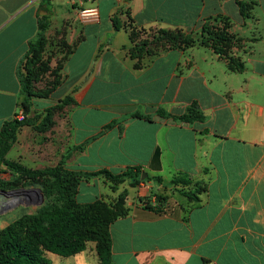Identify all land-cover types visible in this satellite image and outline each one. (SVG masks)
<instances>
[{"label":"crops","instance_id":"1","mask_svg":"<svg viewBox=\"0 0 264 264\" xmlns=\"http://www.w3.org/2000/svg\"><path fill=\"white\" fill-rule=\"evenodd\" d=\"M239 2L251 5L249 13H242ZM65 3L58 21L51 1V28L71 19L70 42L76 48L53 97L72 96L75 133L79 108L109 115L98 133L76 141L90 142L77 167L113 173L139 167L150 178L134 188L149 205L129 202L130 212L111 225L113 263L264 264V0H83L84 6L99 8L100 21L92 24L78 23L75 0ZM41 4L0 0V132L19 113L18 67L38 32V15L46 14ZM123 7L133 24L148 32L193 31L208 19H227L230 32L250 44L234 53L244 70H230L206 47L170 50L136 69L129 33L113 25V15ZM121 22L128 23L127 15ZM194 103L203 122L177 123L158 114L181 116ZM136 112L152 121L130 118ZM67 119L69 147L62 156L71 145V113ZM107 125L112 127L104 131ZM96 150L99 160L106 154L108 161L91 160ZM180 176L205 190L195 200L181 195L169 184ZM158 196L166 200V211ZM47 257L52 264L100 263L92 242L75 256Z\"/></svg>","mask_w":264,"mask_h":264},{"label":"trees","instance_id":"2","mask_svg":"<svg viewBox=\"0 0 264 264\" xmlns=\"http://www.w3.org/2000/svg\"><path fill=\"white\" fill-rule=\"evenodd\" d=\"M51 1L42 0L41 11L46 12V14L38 15V32L30 41L29 50L18 67L21 85L19 112L22 111L24 118L19 119V113H17L13 120L5 123L0 132V161L3 163L2 166H6L17 177L28 179L50 177L54 181L52 187L61 191V197L46 204L37 213L24 216L0 231V264H52L47 257L48 253L65 258L75 256L85 251L90 242L96 244L99 264H114L112 260L111 225L130 211L121 210V207L117 205L105 207L101 201L79 203L74 195V181L84 177L106 174L119 182L128 179L132 187L135 188L143 182L141 178L145 172L142 168L129 169L119 175L108 170L98 172L70 171L65 167L70 151L62 156L56 166L41 170L27 168L7 158L17 143L21 130L30 124L28 116L32 111L33 99L41 97L37 94L38 91L34 86V78L39 77L40 74H48L54 79V83L52 86L48 85L50 88L46 90L45 96L54 94L66 79V74H62L64 73V66L76 48V44L72 48L67 42H62L65 64L60 63L56 68H51L54 56L50 55V58H46L47 33L51 28ZM239 6L243 14L249 13L251 9V5L246 2H239ZM122 15L128 17L126 25L121 22ZM112 19L115 31L125 28L129 33L132 43L129 55L132 60L136 61V69L147 67L164 52L174 49L187 51L194 47L212 49L215 54L227 61L228 67L232 71H242L245 68L240 58L235 57L234 54L227 55L225 53L226 50L223 46L228 47L230 44L227 32L231 28V23L225 18L208 19L199 30L193 31H186L179 27L151 30V38L146 29L133 24L129 12L125 11L124 7L118 9ZM217 22L224 25V28L221 29L222 36L218 38L212 36L210 30V25ZM145 35H147L146 38ZM161 43H169V47L164 48L162 52L159 51ZM25 62H27V66H25ZM71 102H73L72 96L66 95L62 104L68 105ZM158 114L163 118H172L177 123L193 124L205 120V116L195 103L188 107L181 116H173L163 110H160ZM130 118L152 121L151 116L139 112L131 114ZM111 127L112 125H107L103 130L106 131ZM89 143L88 141L86 144ZM156 158L158 160L159 152L156 154ZM2 166H0V172ZM148 179L150 178L147 176L144 181ZM156 180L160 183L164 182L162 178L157 177ZM169 184L179 187L177 191L192 200L197 199V194L205 190L202 186L195 185L189 176H180ZM157 200L160 204L166 202L161 196H158ZM146 205L148 206L149 202H146ZM156 207H160V205Z\"/></svg>","mask_w":264,"mask_h":264},{"label":"rangeland","instance_id":"3","mask_svg":"<svg viewBox=\"0 0 264 264\" xmlns=\"http://www.w3.org/2000/svg\"><path fill=\"white\" fill-rule=\"evenodd\" d=\"M66 0H55L57 5V20L61 21L65 14ZM78 23L84 24L77 15ZM71 19L66 23L60 22L55 24L51 30L48 31V45L46 48V58L53 59L51 68H56L58 64H65V54L63 53L62 42H67L72 48L75 43L71 41ZM224 25L221 22L212 23L210 25L211 34L214 37H220L221 29ZM65 34V35H64ZM150 38L152 34L149 32ZM230 38L228 47L223 46L227 55L234 53H243L250 48L248 40L227 32ZM147 35H145V38ZM209 38V37H207ZM169 43H161L159 51L162 52L164 48H168ZM91 48V44L87 49ZM195 48V47H194ZM191 49V48H190ZM84 61V60H83ZM27 66V62L24 63ZM62 74H65L62 73ZM34 86L38 91L39 98L33 99L32 111L28 116L30 124L25 126L19 135V139L13 149L8 154V159L34 170H41L56 166L62 158V149L69 147L67 118L71 113V145L67 151H70L69 159L66 160L65 167L70 171L75 172H98L87 171L78 168V158L84 151L87 144L75 145L76 141H81L87 135H94L98 133L102 126L109 120V115L104 112L96 110H89L86 108H79L74 116V121L78 126V132L75 133L73 129L72 112L76 104L64 105L62 98L53 97V94L45 96L47 89L54 83V79L48 74H40L39 77L34 78ZM66 151V152H67ZM117 154L120 155L119 149H116ZM97 150L92 153L91 160H97L101 163L108 161V156L103 155L104 160H99L97 157ZM66 154V153H65ZM64 154V155H65ZM70 160L71 166L68 167ZM2 162V161H1ZM1 163L0 166H2ZM107 170V169H105ZM101 171V170H99ZM110 171V170H108ZM111 172V171H110ZM125 172V171H123ZM120 173H113L119 175ZM145 174H147L145 172ZM142 180V179H141ZM144 181V180H143ZM53 179L44 177L39 179H28L24 177L14 176L6 166H2L0 177V231L5 227L21 219L24 216L35 214L40 208L54 202L61 197V191L52 187ZM71 187V185H70ZM34 189L41 190L45 201L40 204V195L35 192L27 191ZM8 192H14L13 195ZM137 190L132 187L128 179L122 182L113 180L106 174L92 176L87 178H80L74 181V195L76 200L81 204L93 203L101 201L105 207L117 205L121 210H129V202H148L147 197L142 198L136 193ZM138 200V201H137ZM121 204H123L121 206Z\"/></svg>","mask_w":264,"mask_h":264},{"label":"built area","instance_id":"4","mask_svg":"<svg viewBox=\"0 0 264 264\" xmlns=\"http://www.w3.org/2000/svg\"><path fill=\"white\" fill-rule=\"evenodd\" d=\"M75 3H77L78 16L84 24L98 23L100 21V11L97 6L86 7L83 4V0H75ZM18 118L21 120L24 118L22 111L19 112ZM161 208H163V211H166L168 205L163 203L161 204Z\"/></svg>","mask_w":264,"mask_h":264},{"label":"water","instance_id":"5","mask_svg":"<svg viewBox=\"0 0 264 264\" xmlns=\"http://www.w3.org/2000/svg\"><path fill=\"white\" fill-rule=\"evenodd\" d=\"M44 14H45V12H43ZM1 161H0V165H1ZM147 177V174H143L142 175V181L143 180H145V178ZM30 192H35V193H37V194H39L40 195V204L41 205H43L44 204V201H45V198H44V196H43V194L41 193V190H39V189H34V190H31V191H27V194H30ZM9 194H11V195H13L14 194V192H8Z\"/></svg>","mask_w":264,"mask_h":264}]
</instances>
